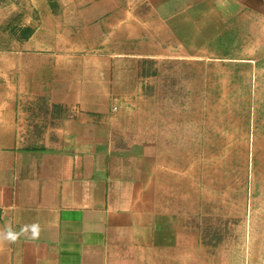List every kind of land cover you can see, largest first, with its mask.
I'll list each match as a JSON object with an SVG mask.
<instances>
[{
    "label": "crops",
    "instance_id": "obj_1",
    "mask_svg": "<svg viewBox=\"0 0 264 264\" xmlns=\"http://www.w3.org/2000/svg\"><path fill=\"white\" fill-rule=\"evenodd\" d=\"M62 1L45 40L0 28V264H233L208 260L166 68L200 59V33L226 31L230 60L264 0Z\"/></svg>",
    "mask_w": 264,
    "mask_h": 264
},
{
    "label": "rangeland",
    "instance_id": "obj_2",
    "mask_svg": "<svg viewBox=\"0 0 264 264\" xmlns=\"http://www.w3.org/2000/svg\"><path fill=\"white\" fill-rule=\"evenodd\" d=\"M29 2L0 0V28L14 22L21 27L36 23L40 41L45 40L46 20L50 29L62 25L63 1ZM10 7L22 9V13H9ZM21 27L16 28L18 34L27 37V28ZM14 29L0 31V41L13 37ZM71 30L75 37L76 28ZM58 35L66 37L61 30ZM241 35V41H231L241 46L230 49V60L222 47L226 45L225 31L206 41L200 33L199 60L167 63L168 86L175 79L170 75H176L179 80L175 83L182 84L177 89L180 96H168L176 102L174 115L184 102L192 107L191 115L180 114L179 127L171 131H175L177 149L183 150L177 162L184 170L183 177L186 174L184 184L192 188V196L199 202L202 242L212 254L208 260L264 264V23H248ZM8 48L0 46L9 62L16 52L12 53V47L8 53ZM79 51L72 48L71 52ZM87 51L95 54L93 49H83L82 54ZM59 53H63L62 48ZM172 68L176 73L170 72ZM173 90L167 88L171 94Z\"/></svg>",
    "mask_w": 264,
    "mask_h": 264
}]
</instances>
